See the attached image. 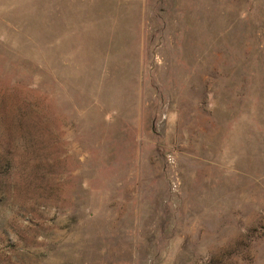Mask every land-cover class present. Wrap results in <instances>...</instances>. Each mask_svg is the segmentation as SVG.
Segmentation results:
<instances>
[{
	"label": "rangeland",
	"instance_id": "rangeland-1",
	"mask_svg": "<svg viewBox=\"0 0 264 264\" xmlns=\"http://www.w3.org/2000/svg\"><path fill=\"white\" fill-rule=\"evenodd\" d=\"M0 264H264V0H0Z\"/></svg>",
	"mask_w": 264,
	"mask_h": 264
}]
</instances>
